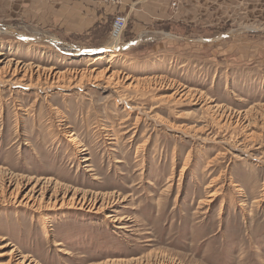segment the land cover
I'll return each mask as SVG.
<instances>
[{
  "label": "rangeland",
  "instance_id": "rangeland-1",
  "mask_svg": "<svg viewBox=\"0 0 264 264\" xmlns=\"http://www.w3.org/2000/svg\"><path fill=\"white\" fill-rule=\"evenodd\" d=\"M87 1L0 0V264H264V0Z\"/></svg>",
  "mask_w": 264,
  "mask_h": 264
},
{
  "label": "bare ground",
  "instance_id": "bare-ground-1",
  "mask_svg": "<svg viewBox=\"0 0 264 264\" xmlns=\"http://www.w3.org/2000/svg\"><path fill=\"white\" fill-rule=\"evenodd\" d=\"M118 37V36H117ZM119 39V38H118ZM121 44H119L118 43V41H115V43L111 46V47H109L108 49H110L112 52H118L119 50H120V48H121ZM107 50V49H106ZM120 52V51H119ZM1 55V54H0ZM113 55V54H112ZM111 55V56H112ZM113 57V56H112ZM98 59H102V58H97V60ZM111 64V63H110ZM22 65L21 64H16L15 66H14V68H13V65L12 66H9V68H8V70L10 71L11 70V72H12V75L13 76H18V75H22V78H26L27 77V75L28 74H30V76L29 77H31V76H33V74L34 73H31V71L29 70H27V69H25L23 66H22V68H20ZM6 69V68H5ZM55 70V69H54ZM8 71V72H9ZM5 73H7V71L5 72ZM49 74V73H48ZM53 74V76L54 77H56V75H59V72H58V74H54V73H52ZM65 74V73H64ZM90 74V73H89ZM68 75V74H67ZM92 75V74H91ZM118 75V74H117ZM4 76V75H3ZM49 76V75H48ZM50 79V78H49ZM24 79H21V81H23ZM38 80H39V78H38ZM72 81V80H71ZM115 81V80H114ZM133 81V80H132ZM117 83V82H116ZM131 87V86H130ZM135 87V86H134ZM185 89V88H184ZM69 128L70 127H66L65 128V135L66 136H68V138H69V140H70V142H72L73 144H75V145H77V147H81L82 148V146H81V143H78L77 142V139H76V137H75V134L73 133V132H71L70 130H69ZM80 144V145H79ZM79 155H81V152H80V154ZM82 158V157H81ZM83 159H85L84 161H87V159L86 158H83ZM186 165V164H185ZM185 169V168H184ZM2 179V178H1ZM1 181V180H0ZM44 181V180H43ZM51 181V180H50ZM50 181H48V180H46L45 181V185H48V184H50ZM3 185V184H2ZM20 186V185H19ZM22 186V185H21ZM38 186V185H37ZM17 187V186H16ZM19 189H20V187H19ZM33 190V189H32ZM15 191V190H14ZM34 191V190H33ZM68 192V191H67ZM19 191L18 192H15V193H12L11 194V198L13 197V199H14V201L15 202H19V200H18V198H19ZM43 193V192H42ZM215 193V192H214ZM1 195V194H0ZM215 194H209V196H208V198H213V196H214ZM3 197V196H2ZM32 197V196H31ZM31 197L28 195V196H25L23 199H21V201H20V204H22V205H30V203H32V205L31 206H33V205H35L36 204V202H33V199H31ZM215 197V196H214ZM38 200V199H37ZM13 201V200H12ZM78 201V200H77ZM74 201H73V199H70L69 201H63L62 202V206L65 204V203H67V205H68V207L69 206H72V205H75L74 203H73ZM86 199L84 198L83 199V204H86ZM201 202V201H200ZM81 203V201H79V204ZM202 203H203V201H202ZM210 203H212V200H210V201H204V204H210ZM41 204V203H40ZM55 205V204H54ZM30 206V207H31ZM65 206V205H64ZM74 207V206H73ZM83 207V206H82ZM77 208V207H76ZM81 208V207H80ZM39 209V208H38ZM83 210V209H82ZM197 214V213H196ZM119 220V219H118ZM117 221V220H116ZM56 246L57 247H61L62 246V244L61 243H57L56 244ZM5 247L6 246H1L0 247V250H4L5 249ZM59 251L61 252V253H64V255H71V253L70 252H65L63 249H59ZM5 252V251H4ZM3 255H5V254H3ZM22 257V256H21ZM26 257H24V260L23 261H21V260H19V259H13V258H11L10 259V261H9V263H7V264H11V261H14L13 262V264H31V263H26Z\"/></svg>",
  "mask_w": 264,
  "mask_h": 264
},
{
  "label": "built area",
  "instance_id": "built-area-1",
  "mask_svg": "<svg viewBox=\"0 0 264 264\" xmlns=\"http://www.w3.org/2000/svg\"><path fill=\"white\" fill-rule=\"evenodd\" d=\"M107 4H117L120 3V0H103ZM127 26V19L124 16H118L113 25V36L118 38L122 35L124 29ZM118 36V37H117Z\"/></svg>",
  "mask_w": 264,
  "mask_h": 264
},
{
  "label": "crops",
  "instance_id": "crops-1",
  "mask_svg": "<svg viewBox=\"0 0 264 264\" xmlns=\"http://www.w3.org/2000/svg\"><path fill=\"white\" fill-rule=\"evenodd\" d=\"M146 1H147V0H137L136 3H133L132 0H123V1H122V3H123V5H122L123 9L121 8V11H119V12H124V11H125L128 7H130L131 5H138V4H141V3L146 2ZM76 4L78 5L79 2L76 3ZM82 4H83V5H85V4L90 5V2L87 1V0H84V2H83ZM83 15H84V14H83ZM83 15H82V16H83ZM76 20H77V21L80 20L79 13L76 14ZM91 20H93V21H97L98 18H96V19L93 18V19H91Z\"/></svg>",
  "mask_w": 264,
  "mask_h": 264
}]
</instances>
